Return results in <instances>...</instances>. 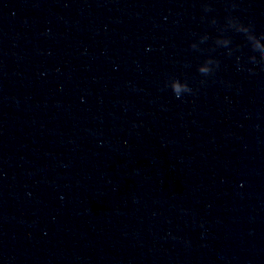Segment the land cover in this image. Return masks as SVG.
<instances>
[{"label": "clouds", "instance_id": "clouds-1", "mask_svg": "<svg viewBox=\"0 0 264 264\" xmlns=\"http://www.w3.org/2000/svg\"><path fill=\"white\" fill-rule=\"evenodd\" d=\"M202 71L204 70L202 69ZM174 90L177 93V98H179L180 87L177 85Z\"/></svg>", "mask_w": 264, "mask_h": 264}]
</instances>
